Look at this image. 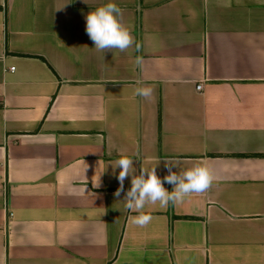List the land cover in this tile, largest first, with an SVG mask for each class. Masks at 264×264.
Instances as JSON below:
<instances>
[{
    "label": "crops",
    "instance_id": "crops-1",
    "mask_svg": "<svg viewBox=\"0 0 264 264\" xmlns=\"http://www.w3.org/2000/svg\"><path fill=\"white\" fill-rule=\"evenodd\" d=\"M107 2L0 0V264H264V0H111L135 43L104 54ZM122 154L214 181L139 227Z\"/></svg>",
    "mask_w": 264,
    "mask_h": 264
},
{
    "label": "clouds",
    "instance_id": "clouds-1",
    "mask_svg": "<svg viewBox=\"0 0 264 264\" xmlns=\"http://www.w3.org/2000/svg\"><path fill=\"white\" fill-rule=\"evenodd\" d=\"M86 33L94 43L97 51L110 52L112 49L125 51L135 43L134 37L128 26L123 23V11L114 2H107L86 16ZM139 50L140 45H135ZM141 57L136 58V64L140 65ZM134 95L151 98L153 89L146 86L142 81H136ZM134 157L122 154L116 161L115 168H119L115 176L119 182V187L113 193L117 198L123 193L122 201L129 211H134L137 215L132 217V223L139 227H144L152 221V216L144 212L146 205L159 204L164 208L172 204L182 203L191 194H203L212 186L214 177L209 166L196 164L183 171H173L176 165L165 162L168 174L161 179L157 175L156 167L140 168L139 173L134 167ZM100 176V175H99ZM99 176L93 187L101 186ZM131 178L130 188L125 190L124 182ZM167 183L172 185L169 191L164 187ZM119 200V199H118Z\"/></svg>",
    "mask_w": 264,
    "mask_h": 264
},
{
    "label": "built area",
    "instance_id": "built-area-1",
    "mask_svg": "<svg viewBox=\"0 0 264 264\" xmlns=\"http://www.w3.org/2000/svg\"><path fill=\"white\" fill-rule=\"evenodd\" d=\"M11 68H12V67H9V70H11ZM200 87H201V84H200V82H199V83H197V84L195 85V88H196V89H199Z\"/></svg>",
    "mask_w": 264,
    "mask_h": 264
}]
</instances>
